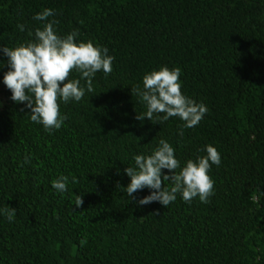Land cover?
I'll list each match as a JSON object with an SVG mask.
<instances>
[{
  "label": "trees",
  "instance_id": "obj_1",
  "mask_svg": "<svg viewBox=\"0 0 264 264\" xmlns=\"http://www.w3.org/2000/svg\"><path fill=\"white\" fill-rule=\"evenodd\" d=\"M46 8L57 35L76 30L114 60L92 93L60 103L66 120L51 133L0 83V207L16 209L11 223L0 215V264H264V0H0V46L33 39ZM161 66L179 68L182 94L206 106L195 127L136 119L145 108L131 89ZM160 139L181 167L216 148L205 202L138 206L146 188L127 197L124 169ZM60 174L62 195L51 187Z\"/></svg>",
  "mask_w": 264,
  "mask_h": 264
},
{
  "label": "clouds",
  "instance_id": "obj_2",
  "mask_svg": "<svg viewBox=\"0 0 264 264\" xmlns=\"http://www.w3.org/2000/svg\"><path fill=\"white\" fill-rule=\"evenodd\" d=\"M54 15V11L47 8L36 13L32 19L42 22V27L29 33L33 39L11 48L0 46V56L7 58L8 68L0 83L10 91L11 101L23 104L29 110L31 122L41 125L49 133L59 130L66 120V116L60 113V103L79 102L85 91L92 93L91 78L100 71L110 73L114 60L107 48L90 40L78 41L76 30L64 36L57 35L54 28L57 21L47 19ZM17 29L24 31V25L17 24ZM72 70L79 73V79H69ZM179 77V68L169 69L167 66L145 73L142 87L137 85L131 89L145 108L136 119L151 121L156 115L163 123L170 117H177L183 122L182 129L198 125L207 108L182 94ZM81 80L88 81L86 88L80 85ZM161 113L162 116L159 115ZM203 152L205 155L189 159L181 167L174 148L165 139H160L150 155H135L134 166L124 169L129 178L125 188L127 197L135 200L134 193L146 188L149 194L136 200L138 206L158 202L167 207L176 200L177 194L185 202L196 197L205 202L213 191L214 182L208 175L210 167L219 166L221 156L212 145H205ZM28 162L25 157L24 163ZM162 170H167V173ZM162 181L167 185L164 183L162 187ZM71 183H77L76 177H71ZM68 184L69 176L63 174L51 181L52 189L61 195L68 190ZM81 204V197L75 195V207L79 208ZM0 215L11 223L16 209L5 205L0 207Z\"/></svg>",
  "mask_w": 264,
  "mask_h": 264
}]
</instances>
